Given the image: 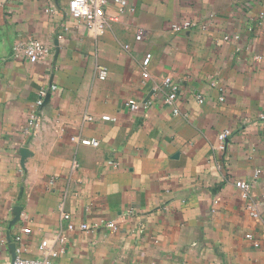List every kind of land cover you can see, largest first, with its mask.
<instances>
[{
    "label": "crops",
    "instance_id": "0c3cea01",
    "mask_svg": "<svg viewBox=\"0 0 264 264\" xmlns=\"http://www.w3.org/2000/svg\"><path fill=\"white\" fill-rule=\"evenodd\" d=\"M69 1L0 0V264L12 263L15 235L35 255L65 230L63 213L98 227L65 231L58 264H264V0H130L125 15L110 4L99 36ZM33 38L49 53L30 63L15 45ZM166 74L177 115L160 91Z\"/></svg>",
    "mask_w": 264,
    "mask_h": 264
},
{
    "label": "built area",
    "instance_id": "2783aa9c",
    "mask_svg": "<svg viewBox=\"0 0 264 264\" xmlns=\"http://www.w3.org/2000/svg\"><path fill=\"white\" fill-rule=\"evenodd\" d=\"M112 4L116 6L117 12L120 15H125L132 13L134 11L133 5L130 0H70L67 6L68 15L74 20L81 22L85 25L86 29L90 34L94 36H99L104 34L107 29L108 19L106 16L107 7ZM194 25L193 22L185 21L180 24H173L172 30L179 32L183 29L190 28ZM142 38V32H137L135 35V40H140ZM125 48L128 46L125 45ZM49 53V47L39 39H29L25 42H19L15 45V55L24 56L30 63H35L41 59L47 57ZM151 61V54L146 53L140 60V72L143 79L149 78V65ZM108 70L105 66H99L97 68V76L99 79L103 80L106 78ZM160 91L163 93V100L165 104L172 107L174 114H179V109L176 106V100L178 98L179 84L173 77L166 74L161 79ZM57 89L56 85H50L48 89L42 88L40 90V99L36 101L35 105L37 107L42 105L43 98L48 95L49 91H55ZM223 100V97L219 98ZM202 100L200 99L199 102ZM151 104L150 101H146L144 106L147 108ZM127 105L131 110L137 111L140 107L139 102L135 99L130 98ZM261 118L264 119V114H261ZM88 120H92L93 117H86ZM101 119L108 120L109 116L103 115ZM34 122L30 121V125ZM231 134L230 130H224L218 134V144L217 148L224 149L225 143L228 136ZM72 141L80 143L82 145H89L97 147L99 145V140L97 138H86L80 136H72L70 138ZM259 172H256L255 176ZM241 196L244 200H248L251 197L252 182L241 181L238 183ZM247 208L250 210V214L253 218H258V212L255 210L254 205L249 202L247 203ZM62 219L66 221L65 230L60 228L53 232L51 237L42 238L36 248V254L32 256H26L22 244L20 243V236L15 235L13 243L15 244V257L11 264H58L57 258L64 253L65 244L67 242V236L65 231H73L78 229L84 232H92L97 229V225H90L87 223H80L75 225L67 213L62 214ZM110 232H116L118 229L115 220H110L103 224ZM252 235L247 234L246 238L252 240ZM256 245V244H255Z\"/></svg>",
    "mask_w": 264,
    "mask_h": 264
},
{
    "label": "water",
    "instance_id": "95a60500",
    "mask_svg": "<svg viewBox=\"0 0 264 264\" xmlns=\"http://www.w3.org/2000/svg\"><path fill=\"white\" fill-rule=\"evenodd\" d=\"M18 219V214H15V217L11 220L9 223V228L15 223V221ZM10 248H11V258L12 260L15 257V244L13 242L10 243Z\"/></svg>",
    "mask_w": 264,
    "mask_h": 264
}]
</instances>
